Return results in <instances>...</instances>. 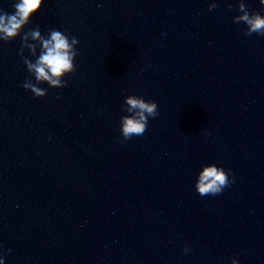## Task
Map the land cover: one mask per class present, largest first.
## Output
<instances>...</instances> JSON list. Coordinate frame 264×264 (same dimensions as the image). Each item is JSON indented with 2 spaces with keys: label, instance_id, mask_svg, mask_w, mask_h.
<instances>
[{
  "label": "water",
  "instance_id": "obj_1",
  "mask_svg": "<svg viewBox=\"0 0 264 264\" xmlns=\"http://www.w3.org/2000/svg\"><path fill=\"white\" fill-rule=\"evenodd\" d=\"M238 6L42 0L0 40V264H264V36L234 23ZM30 30L78 39L66 87L28 72ZM129 95L158 115L120 143ZM209 164L235 182L201 196Z\"/></svg>",
  "mask_w": 264,
  "mask_h": 264
},
{
  "label": "clouds",
  "instance_id": "obj_2",
  "mask_svg": "<svg viewBox=\"0 0 264 264\" xmlns=\"http://www.w3.org/2000/svg\"><path fill=\"white\" fill-rule=\"evenodd\" d=\"M264 4V0H261ZM42 5V0H17L14 3V12L9 14L4 10H0V40L9 42L21 35L22 29L29 23L30 17L37 12ZM217 7L216 3L209 4V11ZM228 7L231 9L232 4ZM240 15L233 17L234 23H243L246 25L244 34L251 36L253 33L264 36V15L260 12H249L244 0H239ZM29 36L32 40H39L43 44L39 58L35 63H32L28 58H23V63L27 66L28 72L34 74L37 83L47 81L53 87L64 88L67 86L66 81L61 82L60 77L65 73L73 71V58L78 55L73 49L79 41L73 36L71 42L69 36L53 30L50 33V39H42L38 30H30L21 37L22 45L26 44ZM32 50L33 55L36 52L35 45L27 44ZM22 87L25 90H31L37 98L46 96L47 90L37 87L36 84L30 83L27 80ZM126 112L128 115H123L120 118V143L131 139L133 136H142L147 130L148 118H155L158 115V108L155 101L145 100L141 96L129 95L126 97ZM230 171H225L222 167L216 164H209L204 167L199 174V179L195 184L197 192L201 195H218L225 187L230 186L235 182V177L230 179ZM11 250H9L10 253ZM185 252L189 248L185 246ZM232 264H238L236 259H232Z\"/></svg>",
  "mask_w": 264,
  "mask_h": 264
}]
</instances>
